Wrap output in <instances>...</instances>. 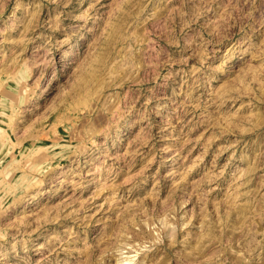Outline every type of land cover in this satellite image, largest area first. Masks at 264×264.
I'll return each instance as SVG.
<instances>
[{"label":"rangeland","instance_id":"obj_1","mask_svg":"<svg viewBox=\"0 0 264 264\" xmlns=\"http://www.w3.org/2000/svg\"><path fill=\"white\" fill-rule=\"evenodd\" d=\"M0 113V264H264V0H0Z\"/></svg>","mask_w":264,"mask_h":264},{"label":"bare ground","instance_id":"obj_2","mask_svg":"<svg viewBox=\"0 0 264 264\" xmlns=\"http://www.w3.org/2000/svg\"><path fill=\"white\" fill-rule=\"evenodd\" d=\"M11 107V106H10ZM6 110H7V108H6ZM12 111V110H11ZM3 112V111H2ZM10 113V112H9ZM1 114V113H0ZM9 115V114H8ZM2 116H3V114H2ZM5 116V115H4ZM3 118V117H2ZM6 118V117H5ZM8 118V117H7ZM9 119L11 120V118L9 117ZM4 123H5V121H4ZM3 129V128H2ZM5 130V129H4ZM2 133V132H1ZM1 135V134H0ZM7 135V134H6ZM5 141V140H4ZM3 146V145H2ZM6 155V154H5ZM123 260V259H122ZM124 261H125V259H124ZM127 263H125V264H131V259H128V261H126ZM119 263V262H118ZM120 263H121V261H120Z\"/></svg>","mask_w":264,"mask_h":264}]
</instances>
